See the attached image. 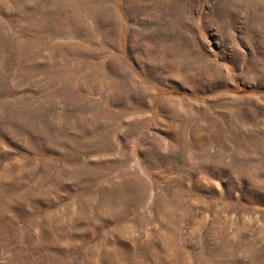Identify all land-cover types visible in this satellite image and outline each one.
Here are the masks:
<instances>
[{"label":"rangeland","instance_id":"obj_1","mask_svg":"<svg viewBox=\"0 0 264 264\" xmlns=\"http://www.w3.org/2000/svg\"><path fill=\"white\" fill-rule=\"evenodd\" d=\"M0 264H264V0H0Z\"/></svg>","mask_w":264,"mask_h":264}]
</instances>
